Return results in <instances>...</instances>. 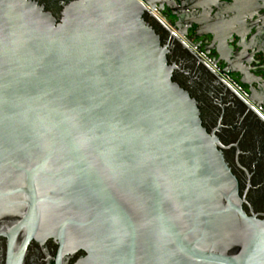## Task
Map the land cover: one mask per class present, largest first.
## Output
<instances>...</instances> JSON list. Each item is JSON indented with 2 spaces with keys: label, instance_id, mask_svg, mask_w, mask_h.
Returning <instances> with one entry per match:
<instances>
[{
  "label": "water",
  "instance_id": "95a60500",
  "mask_svg": "<svg viewBox=\"0 0 264 264\" xmlns=\"http://www.w3.org/2000/svg\"><path fill=\"white\" fill-rule=\"evenodd\" d=\"M181 5L196 19L173 14L174 35L195 28L186 48L217 80L264 84L247 69L257 30L198 32L195 11L210 7ZM147 8L74 0L56 18L0 0V225L9 249L24 235L19 260L38 235L84 252L77 264H264V221L242 211Z\"/></svg>",
  "mask_w": 264,
  "mask_h": 264
},
{
  "label": "flooded vegetation",
  "instance_id": "af4514ba",
  "mask_svg": "<svg viewBox=\"0 0 264 264\" xmlns=\"http://www.w3.org/2000/svg\"><path fill=\"white\" fill-rule=\"evenodd\" d=\"M32 1L43 5L58 18L62 8L74 0ZM146 1L153 6V11L147 8L143 19L158 35L161 46L166 47L167 63L175 68L172 81L196 101L202 126L208 134L216 137L220 146L218 150L236 180L242 211L248 217L264 221V84L221 83L187 49L197 42L193 39L195 28L188 30L184 39L179 41L174 34L175 26L180 22L173 16L181 17V25L187 26L196 18L184 17L180 11L181 3L187 7L200 5L210 9L206 14L195 11L201 24L198 32L220 30L222 33L226 30L240 34L257 30L253 40L255 49L247 69L262 68L264 71V0H218V8L213 7V0ZM261 9L263 11L259 12ZM186 12L190 14V11ZM231 69L241 70L245 77L254 80L236 62L231 64ZM9 228L0 225V264H77L85 257L82 251H61L52 239L42 240L36 235L27 243L19 260L16 256L24 235L19 234L9 249L4 236Z\"/></svg>",
  "mask_w": 264,
  "mask_h": 264
}]
</instances>
